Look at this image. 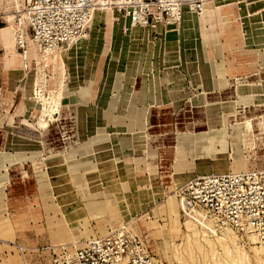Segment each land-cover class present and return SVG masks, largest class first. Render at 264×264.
<instances>
[{"label": "rangeland", "instance_id": "rangeland-1", "mask_svg": "<svg viewBox=\"0 0 264 264\" xmlns=\"http://www.w3.org/2000/svg\"><path fill=\"white\" fill-rule=\"evenodd\" d=\"M17 1L0 0V28ZM218 5L208 43L183 38L180 15L130 28L113 9L71 45L33 55L28 44L19 88L0 103V264H52L60 247L118 232L149 264H264V244L208 232L179 203L196 177L264 170V0ZM110 20L121 27L112 53L86 51L93 29L112 36ZM81 45L78 71L68 52ZM133 99L141 120L113 129L128 125L121 107Z\"/></svg>", "mask_w": 264, "mask_h": 264}, {"label": "built area", "instance_id": "built-area-1", "mask_svg": "<svg viewBox=\"0 0 264 264\" xmlns=\"http://www.w3.org/2000/svg\"><path fill=\"white\" fill-rule=\"evenodd\" d=\"M209 1L24 0L23 16L16 18L20 26L18 48L25 52L28 37L43 52L80 40L92 14L102 6L114 7L134 26L146 27L164 15L168 18L184 10L201 11ZM179 198L184 213L211 221L217 232L235 231L264 244V170L199 176L182 186ZM134 240L118 232L81 247L63 246L54 251L52 264H149L146 252L138 255Z\"/></svg>", "mask_w": 264, "mask_h": 264}, {"label": "crops", "instance_id": "crops-1", "mask_svg": "<svg viewBox=\"0 0 264 264\" xmlns=\"http://www.w3.org/2000/svg\"><path fill=\"white\" fill-rule=\"evenodd\" d=\"M222 1H226V0H214V1H209L205 4V8L211 4H214L213 2H217L218 4H221ZM221 9V8H220ZM205 11H202V13L200 14V16H198L199 14H194V13H188L185 12L182 16V20L180 23V32L182 34L183 38H189L192 37L195 34L198 35H202L203 39L205 40V42H209L210 39L212 40L214 38L213 35H211L209 33V37H204V34L206 35L208 33V31L205 28V24H201V18L203 16H210L209 17V22L211 23L212 20L214 19V17L217 15V13H212V14H208V13H204ZM207 12V11H206ZM113 14L112 11H107L106 12V16L103 15L102 13H100V11H98L97 13H94V15L97 14H101L102 17V21L106 22V19L108 21V15L109 14ZM110 14V16H111ZM116 14V13H115ZM93 15V16H94ZM119 15L116 14L115 18L118 17ZM125 21L129 24L130 28L135 27L133 24L130 23L129 19L126 18L125 16H123ZM199 18L200 20L197 22H195V19ZM202 26V27H201ZM3 27L0 28V103L2 104V100L3 98H7L10 96V91H16L17 88H19V81L17 80L18 75L21 74V70L23 68H25L23 66V62L21 60V58L18 55H14L17 54L15 47L13 46L11 40H9L7 38V36L3 33L2 30ZM120 26L119 25H115L113 23L112 26V36L109 38H105L104 39H96V36L93 32H95V30L93 29L91 31V36L87 41V45L86 46V51H91L90 49L93 48H107L110 49L111 48V53H112V49L114 48L113 44H115V42L113 40H111L113 38V36H116L120 30ZM2 30V31H1ZM84 42H82L83 44ZM207 43H205L207 45ZM78 44V43H76ZM122 43H120V53H121V49L123 48V45H121ZM119 46V45H117ZM17 48V47H16ZM83 45L78 46L77 49H71L69 50L68 54V63L70 65L71 68H74L75 70H78L84 67L85 64V58L86 56L84 55V61L83 60V55L82 53L85 52V54H87L86 51H83ZM8 51V54H6ZM83 51V52H82ZM82 52V53H81ZM81 53V55H80ZM209 55L211 57V54L209 52ZM101 53H100V59H101ZM99 59V61H101ZM105 61H103L102 63H104ZM82 63V64H81ZM14 75H16V77H14ZM105 87L103 86L101 88V91H99V95L100 97H104L108 92L105 91ZM141 102L140 99L137 100H127L125 103H123V106L121 107V111H126L128 110L129 114L126 117L127 121L129 122L128 125H117L114 123V128L117 131H122L123 133H127L130 132L131 130H133V127L131 125V123H133V120L138 121L141 117H142V113H143V109L139 108L137 106L138 103ZM142 103V102H141ZM115 103H113L112 105H114ZM126 106V107H125ZM143 105L141 104V107ZM115 107V105H114ZM113 109V108H112ZM106 117H99V125H106L107 124V120L105 119ZM141 120V119H140ZM105 121V122H104ZM155 143L157 145H162L163 143L157 139H154ZM3 193H0V198L3 199Z\"/></svg>", "mask_w": 264, "mask_h": 264}, {"label": "bare ground", "instance_id": "bare-ground-1", "mask_svg": "<svg viewBox=\"0 0 264 264\" xmlns=\"http://www.w3.org/2000/svg\"><path fill=\"white\" fill-rule=\"evenodd\" d=\"M14 1V0H13ZM17 1V0H16ZM19 1V0H18ZM18 1H17V3H16V6L18 7L21 3H18ZM22 1V5L20 6V7H16L17 9L14 11V12H12V13H8V12H6L5 14H6V18H8L9 19V21H10V23L8 24V25H6L5 27H3L2 28V30H3V33L7 36V38L9 39V40H11V42H12V44H13V46L15 47V44H16V47H17V49H18V40H17V36H18V34H19V29H20V26H19V24H18V21L16 20V18L20 15V16H23L22 15V8H23V1L24 0H21ZM211 1H214V0H211ZM207 3V2H206ZM205 3V4H206ZM205 4H203V8H202V11H205L204 13H210V14H212V13H216V9H218L220 6L217 4H212V5H209V6H207L206 8H205ZM100 10V13H102L103 15H105L106 16V12L107 11H111L112 10V12H113V9H114V11H116L117 13H119L118 12V10L117 9H115L114 7H109V6H102V7H100L99 8ZM110 9V10H109ZM207 11V12H206ZM218 11V10H217ZM98 12V11H97ZM8 13V14H7ZM94 13H96V12H94ZM94 13L92 14V16H91V18H90V21L88 22V25L90 24V22L92 21V19H93V15H94ZM114 13V12H113ZM185 12H183V13H181L180 14V18L183 16V14H184ZM188 13H194V14H197V13H195V12H188ZM126 17V16H125ZM209 17L210 16H203L202 18H201V24L203 23V24H206V23H208L209 22ZM127 18V17H126ZM179 18V19H180ZM200 19L199 18H196L195 19V22H197L198 23V21H199ZM106 21H107V19H106ZM130 21V20H129ZM109 24H110V26L112 27L113 26V22H111V20L108 22ZM130 23L131 24H133L131 21H130ZM134 25V24H133ZM88 27V26H87ZM90 27H92V25L90 26ZM202 27V26H201ZM1 30V31H2ZM91 30H92V28H91ZM94 33V32H93ZM204 37H209L208 36V33L205 35L204 34ZM29 41H33V40H28V44H29V46L31 45L32 47H31V52H32V54L34 55V48H35V45H38L35 41H33V43H31V42H29ZM78 41V40H77ZM35 42V43H34ZM74 42H76V41H72L69 45H71L72 43H74ZM28 44H27V46H26V48H25V52L24 53H22V54H19L20 55V58H21V60H23V66L24 67H26L28 64H29V62H30V58H29V54H28ZM15 47V48H16ZM38 47H39V45H38ZM30 51V50H29ZM42 54V53H41ZM14 55H16V54H14ZM33 55H32V57H33ZM54 111V110H53ZM45 125V121L43 120V122L41 123V126H44ZM240 172H242V171H240ZM235 173H238V172H235ZM222 174H224V173H222ZM180 203V202H179ZM180 206H181V203H180ZM199 214H201V213H199ZM202 223H204V224H206V225H208L209 227H203V229L204 230H206V231H208V232H211V229L210 228H212L214 231H216V233H217V230H216V227L212 224V222L211 221H209V220H203L202 221V219L200 220V224H202ZM226 231V230H225ZM222 232H224V231H222ZM221 232V233H222ZM212 233V232H211ZM228 234V233H227ZM224 243V242H223ZM22 248V247H21ZM227 249V248H226ZM20 250H23V248L22 249H20ZM228 250V249H227ZM24 258V257H23ZM192 260V259H191ZM25 261V260H24ZM23 263V262H22ZM24 264H27L26 262L24 263Z\"/></svg>", "mask_w": 264, "mask_h": 264}]
</instances>
